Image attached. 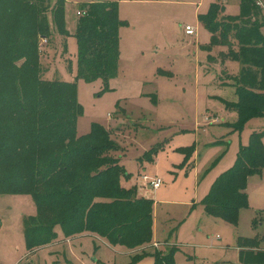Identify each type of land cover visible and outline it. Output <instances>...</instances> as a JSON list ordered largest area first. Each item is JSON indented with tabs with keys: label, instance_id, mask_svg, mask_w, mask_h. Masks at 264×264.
I'll return each mask as SVG.
<instances>
[{
	"label": "rangeland",
	"instance_id": "rangeland-1",
	"mask_svg": "<svg viewBox=\"0 0 264 264\" xmlns=\"http://www.w3.org/2000/svg\"><path fill=\"white\" fill-rule=\"evenodd\" d=\"M94 2L118 4V0H65L66 51L47 14L51 36L37 35L44 81H74L76 12ZM219 2L223 11L216 20L222 25L226 16L238 15L239 1ZM159 7L161 15L170 18V28L161 35L153 23L143 42V37L133 38L131 29L142 25L140 10L147 15L155 8L123 6L121 16L127 25L119 30L118 74L108 82V90L103 91L99 81H76L82 108L76 134L87 135L92 124L109 132L117 150L106 156L126 172L120 186L154 202L151 241L127 249L87 233L66 239L56 228L55 241L27 251L23 219L35 215L33 200L29 195H0V264H154L152 254H164L171 247L177 249L174 264H240L239 237L258 239L264 248V171L261 179L248 181L249 207L239 211L237 225L207 216L201 205L222 165L235 162L239 146L248 144L251 133L264 132V117L250 119L240 131L229 128L237 115L226 110L223 101L237 102L232 83L242 65L231 57L237 56L239 47L232 38L226 45L219 42L209 53L217 63L209 64L208 53L199 46L209 44L210 34L192 9L175 4ZM186 25L195 30L194 36L184 35ZM187 147L193 150L188 161L181 152ZM151 150L156 153L147 156ZM142 175L160 179V188L145 186Z\"/></svg>",
	"mask_w": 264,
	"mask_h": 264
},
{
	"label": "trees",
	"instance_id": "trees-1",
	"mask_svg": "<svg viewBox=\"0 0 264 264\" xmlns=\"http://www.w3.org/2000/svg\"><path fill=\"white\" fill-rule=\"evenodd\" d=\"M219 1L198 16L210 34L209 44L200 48L213 64L217 61L209 54L212 47L226 45L231 38L239 47L231 57L242 65L232 83L237 102L223 104L237 115L229 128L240 131L250 119L264 117V13L255 0H238V15L226 16L219 25ZM64 7L65 0L53 5L51 0H0V195H29L33 200L35 215L23 219L27 251L55 241L56 228L66 239L87 233L113 247L138 248L152 239L154 202L120 186L126 172L106 156L117 150L108 131L96 124L85 136H77L75 130L82 114L76 81H99L103 91L108 90V82L118 74L119 30L127 23L119 18L115 2L84 5L74 32V81H44L37 35L51 36L50 13L66 51ZM263 136L264 132L251 133L248 144L239 146L233 165L214 180L201 201L207 216L237 225L239 211L248 207V178L264 169ZM152 150L147 156L156 153ZM192 151L181 150L186 161ZM259 245L258 239L239 237L240 264H264ZM176 252L175 247L164 254L155 252L154 264H174Z\"/></svg>",
	"mask_w": 264,
	"mask_h": 264
},
{
	"label": "crops",
	"instance_id": "crops-1",
	"mask_svg": "<svg viewBox=\"0 0 264 264\" xmlns=\"http://www.w3.org/2000/svg\"><path fill=\"white\" fill-rule=\"evenodd\" d=\"M211 3H213L211 0H118V13H119V16H120L119 18H121V20L122 19L124 20V19H127V18H124L123 16H121V13L123 11V6L124 5H127V6L139 5V6H144V7L145 6H152L153 8H155V11H151V12L149 11V12H147V15H146V13H144V11L140 10L139 13H141V15L144 16V18L142 16L140 18V20H139V25L140 24H142V25L139 26V29H138V26H133L132 29H131V31H132L131 33L133 34V38L134 39L138 38L139 40L142 41V39H140V38L143 37V42H144V38H145L146 34H149V32H147L146 30L148 29V27H149V29H151L153 23H157V24H155L156 28L158 29L157 33L161 34V35L165 34L166 32H168V29L170 28V27L168 28V24L170 25V22H169L170 18L168 19V16L166 17V15H163V16L161 15V11H160V7L159 6H167V5H174L175 4V5H178V6L181 5V6L188 7V9H192L195 17L198 20V16L199 15L205 14L208 11L209 6H210ZM203 8L206 11L204 13L200 12L201 9H203ZM198 23L200 24L199 21H198ZM187 26H189V25H187ZM160 27H164L163 31L160 30ZM144 29H145V31H144ZM192 36H194V35H192ZM188 37H190V36H188ZM199 45L200 44H198V46ZM199 47H201V45ZM213 64H216V63H213ZM158 69L162 73L165 72L160 67H158ZM262 140H263V138H262ZM231 162L232 161L229 160L226 164L222 165V167L219 170L217 168V170L219 172H217V175H215V179L220 174L225 172L227 169H229L233 165V164H231ZM263 171H264V169L262 170V172ZM262 172L259 175H255V176H251V177H260V179H261L262 178L261 177L262 176ZM251 177L248 178V181L250 180ZM248 181H247V184H248ZM211 184L212 183H210V186H211ZM246 190H247V187H246ZM246 193H247V191H246ZM247 197H248V194H247ZM261 220H264V219L262 218ZM155 241H157V240H155ZM259 249L264 250V248H261L260 245H259ZM238 255H239V249H238ZM174 263H175V261H174Z\"/></svg>",
	"mask_w": 264,
	"mask_h": 264
},
{
	"label": "built area",
	"instance_id": "built-area-1",
	"mask_svg": "<svg viewBox=\"0 0 264 264\" xmlns=\"http://www.w3.org/2000/svg\"><path fill=\"white\" fill-rule=\"evenodd\" d=\"M255 5L262 11V13H264V1L263 0H255ZM76 15L82 16L84 15V11H77ZM184 34L186 36H192L195 34V30L192 27L186 25L184 27ZM140 179L142 183H144L145 186H150L153 190H157L158 188H160L161 183H162L160 179L149 178L146 175H142Z\"/></svg>",
	"mask_w": 264,
	"mask_h": 264
}]
</instances>
